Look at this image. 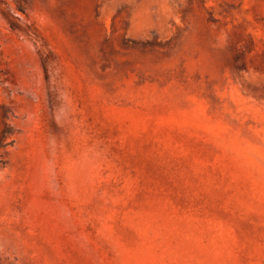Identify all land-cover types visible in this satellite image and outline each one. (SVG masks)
<instances>
[{"label":"rangeland","instance_id":"rangeland-1","mask_svg":"<svg viewBox=\"0 0 264 264\" xmlns=\"http://www.w3.org/2000/svg\"><path fill=\"white\" fill-rule=\"evenodd\" d=\"M0 264H264V0H0Z\"/></svg>","mask_w":264,"mask_h":264}]
</instances>
